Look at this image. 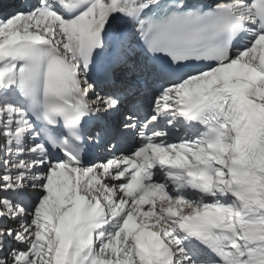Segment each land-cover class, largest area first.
Returning a JSON list of instances; mask_svg holds the SVG:
<instances>
[{
	"label": "snow or ice",
	"instance_id": "snow-or-ice-1",
	"mask_svg": "<svg viewBox=\"0 0 264 264\" xmlns=\"http://www.w3.org/2000/svg\"><path fill=\"white\" fill-rule=\"evenodd\" d=\"M0 264H264V0H0Z\"/></svg>",
	"mask_w": 264,
	"mask_h": 264
}]
</instances>
